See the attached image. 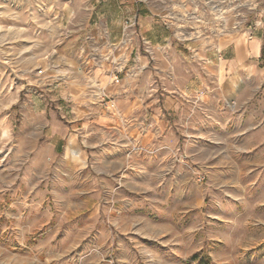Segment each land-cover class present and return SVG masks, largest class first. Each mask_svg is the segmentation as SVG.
<instances>
[{
  "label": "rangeland",
  "instance_id": "rangeland-1",
  "mask_svg": "<svg viewBox=\"0 0 264 264\" xmlns=\"http://www.w3.org/2000/svg\"><path fill=\"white\" fill-rule=\"evenodd\" d=\"M76 1L0 0V264H264V0Z\"/></svg>",
  "mask_w": 264,
  "mask_h": 264
},
{
  "label": "crops",
  "instance_id": "crops-1",
  "mask_svg": "<svg viewBox=\"0 0 264 264\" xmlns=\"http://www.w3.org/2000/svg\"><path fill=\"white\" fill-rule=\"evenodd\" d=\"M123 1L124 0H77L75 4L64 11L62 21H72L70 19H73V13L76 11L77 22L83 23L81 30L88 29L89 32L94 33L95 29L93 27L89 28L90 22L98 21L102 24H107L110 39L118 40L122 32V18L119 17L117 21L116 16H118L117 10L119 8V4H122ZM134 7L137 12L139 11L138 17L135 15V21L137 20L138 23H140L143 27V29L141 30V34L147 35L149 31H153V29L155 28V21L149 18L148 14L143 11L144 8L141 5L135 4ZM82 9H90L91 12L84 15V10ZM108 26H111V29ZM114 34L115 37H113ZM260 52L261 45L259 44L258 54H260ZM253 53L257 54L256 50H254Z\"/></svg>",
  "mask_w": 264,
  "mask_h": 264
},
{
  "label": "built area",
  "instance_id": "built-area-1",
  "mask_svg": "<svg viewBox=\"0 0 264 264\" xmlns=\"http://www.w3.org/2000/svg\"><path fill=\"white\" fill-rule=\"evenodd\" d=\"M135 26V20H129L127 26L124 28L125 31Z\"/></svg>",
  "mask_w": 264,
  "mask_h": 264
},
{
  "label": "trees",
  "instance_id": "trees-1",
  "mask_svg": "<svg viewBox=\"0 0 264 264\" xmlns=\"http://www.w3.org/2000/svg\"><path fill=\"white\" fill-rule=\"evenodd\" d=\"M263 57H264V47H263Z\"/></svg>",
  "mask_w": 264,
  "mask_h": 264
}]
</instances>
